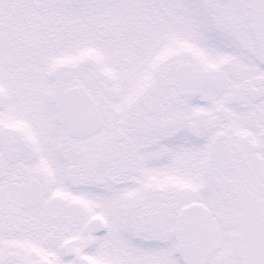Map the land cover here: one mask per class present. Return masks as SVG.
Segmentation results:
<instances>
[{"label": "snow or ice", "instance_id": "6c2138e0", "mask_svg": "<svg viewBox=\"0 0 264 264\" xmlns=\"http://www.w3.org/2000/svg\"><path fill=\"white\" fill-rule=\"evenodd\" d=\"M0 264H264V0H0Z\"/></svg>", "mask_w": 264, "mask_h": 264}]
</instances>
